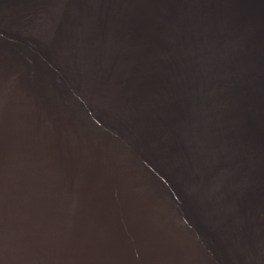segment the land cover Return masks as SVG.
I'll list each match as a JSON object with an SVG mask.
<instances>
[{"label": "water", "instance_id": "obj_1", "mask_svg": "<svg viewBox=\"0 0 264 264\" xmlns=\"http://www.w3.org/2000/svg\"><path fill=\"white\" fill-rule=\"evenodd\" d=\"M0 264H264V0H0Z\"/></svg>", "mask_w": 264, "mask_h": 264}]
</instances>
